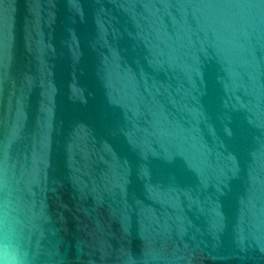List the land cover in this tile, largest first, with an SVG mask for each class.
I'll use <instances>...</instances> for the list:
<instances>
[{"label":"water","instance_id":"1","mask_svg":"<svg viewBox=\"0 0 264 264\" xmlns=\"http://www.w3.org/2000/svg\"><path fill=\"white\" fill-rule=\"evenodd\" d=\"M264 264V0H0V261Z\"/></svg>","mask_w":264,"mask_h":264},{"label":"clouds","instance_id":"2","mask_svg":"<svg viewBox=\"0 0 264 264\" xmlns=\"http://www.w3.org/2000/svg\"><path fill=\"white\" fill-rule=\"evenodd\" d=\"M0 264H3V262L0 261ZM10 264H16V258H15V256H12V257H11V262H10Z\"/></svg>","mask_w":264,"mask_h":264}]
</instances>
